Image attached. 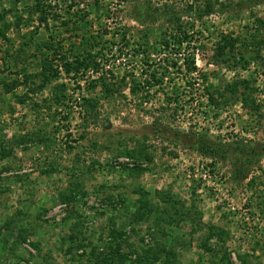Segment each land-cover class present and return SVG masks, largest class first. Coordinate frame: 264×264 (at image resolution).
I'll use <instances>...</instances> for the list:
<instances>
[{"label": "rangeland", "instance_id": "1", "mask_svg": "<svg viewBox=\"0 0 264 264\" xmlns=\"http://www.w3.org/2000/svg\"><path fill=\"white\" fill-rule=\"evenodd\" d=\"M40 1L47 29L35 0H0V264H159L142 250L163 208L190 217L161 241L172 264H264V0ZM49 41L91 66L64 73L52 52L41 92L5 87L42 71ZM182 132L244 149L206 158ZM143 206L156 214L137 221Z\"/></svg>", "mask_w": 264, "mask_h": 264}, {"label": "trees", "instance_id": "2", "mask_svg": "<svg viewBox=\"0 0 264 264\" xmlns=\"http://www.w3.org/2000/svg\"><path fill=\"white\" fill-rule=\"evenodd\" d=\"M47 7H49V5H46ZM46 7V8H47ZM149 8V7H148ZM146 7H143L140 14L137 16L136 20L138 22H145L146 20H143V18H146V16L148 14H155V12H152L151 10H149ZM143 12H145L146 14H143ZM211 12L210 9L207 10H195V13L198 17H202L204 16L205 13H209ZM34 13H38L40 16L38 18V22L42 25L45 26V29H47L48 27V16H50V13H48V11H45V7L42 3V1L40 0H35V5H34ZM192 13V10L190 11L189 14ZM3 36V34L1 35ZM186 35L183 32L181 39H177V44L178 45H182L184 44V42H186ZM86 41V40H85ZM234 42L235 39H228V38H222V43L217 45L216 51H215V57L217 58H221L224 59L226 58V60H229L230 58H232V53L234 50ZM82 42H81V46H82ZM167 44V43H165ZM167 46V45H165ZM90 48H93V46H91ZM42 50H44L46 53L44 54V58L41 61V65H42V71H40L39 73H33V74H28L26 73L25 69H22L23 71V75H18L16 78L11 80V83H3V85L5 87L9 86L10 89L12 90L13 88H18L20 86V84H27V83H33L35 84V80H38L39 84L36 85V91L41 92L43 89H45L48 85H50L53 81L57 80L58 75L60 74L58 72V70L56 68H53V63L52 61V52L54 53V58L57 59L58 61V67L62 68L64 73L67 74H78L79 72L85 71L86 69H88L89 66H91V63H89V57L90 54L87 53L86 57L83 58H79L77 55L74 56L71 59H68V57H66L65 55H63V53H61V45H54L52 42H44L42 43ZM227 50V51H226ZM228 54H231L230 57H228ZM49 56V57H48ZM51 59V60H48ZM241 59H243L241 57ZM175 65V64H174ZM93 67L96 66L92 65ZM183 66L185 68V71L188 74H192L196 71V67H195V62H194V58H191V60L189 61V59H186L183 61ZM238 84H240V86H242L244 88V90H249V82L248 81H240ZM231 87V95L236 94L237 92V86L236 84H233V86ZM9 90V89H8ZM131 91H133L131 89ZM16 100L19 104H24L26 101V99H24V97H16ZM251 100V99H250ZM249 101V98L247 96L244 95V98L242 99L243 104H247ZM252 102V101H251ZM89 105H92V103H90L88 101ZM181 137H184L186 139L191 140L190 143V147L192 149H194L197 153H199L201 156L206 157V158H211V159H215L217 157L220 158H226L229 156V154H233V152L235 151H239V152H243L242 150L244 149L243 145H230V144H224L221 142H216V141H211L210 139L204 137V136H198V135H194L192 133H181ZM140 153H142V151H139ZM133 152L130 151L129 153H127V155L129 154V156H133L132 154ZM264 154V153H263ZM142 157L146 158V154H144ZM232 161H234V168L236 169V167L239 165V168L241 166V168L244 167L243 165V161L242 159H239V157H236L235 159H233ZM136 172V171H134ZM240 173H243L242 169H239L237 171V175L239 176ZM164 201L166 203H168L171 207V210L174 209L175 207V203L171 200V198L166 197L163 198ZM141 203V201H139ZM146 206L142 209L139 210H145L146 213H148V215H144L142 213H138L140 217H137L138 220H144V219H148L147 217L152 216L153 214H156V209L153 207L151 209H145ZM138 210V211H139ZM169 209L163 208V217H161L160 215H158L155 220L153 221L152 227L155 229V232H157L159 234V239H161V241L163 239H165L167 237V233L168 232H172V228H174V226L177 225V220L176 217H181V221L186 220L189 217L187 212H181L177 211L174 212V215H171L169 213ZM185 222L190 223L191 220H187ZM156 234V233H155ZM152 236V235H151ZM154 238V236H152ZM156 243L155 244V251H152L150 249L143 251L142 250V254H143V260L144 261H149V258L151 257V261L152 262H158L163 263V264H172L173 263V258L175 255V251L173 248V243H178L176 242V239H167V242H163V243ZM162 256L165 258L164 261H162L164 258H162ZM140 261V260H139Z\"/></svg>", "mask_w": 264, "mask_h": 264}, {"label": "built area", "instance_id": "3", "mask_svg": "<svg viewBox=\"0 0 264 264\" xmlns=\"http://www.w3.org/2000/svg\"><path fill=\"white\" fill-rule=\"evenodd\" d=\"M197 57H198V55H196ZM62 206H59L56 210H57V212L59 213V212H61L62 211Z\"/></svg>", "mask_w": 264, "mask_h": 264}]
</instances>
